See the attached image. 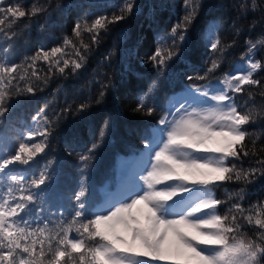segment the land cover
Wrapping results in <instances>:
<instances>
[{
    "label": "snow or ice",
    "instance_id": "1",
    "mask_svg": "<svg viewBox=\"0 0 264 264\" xmlns=\"http://www.w3.org/2000/svg\"><path fill=\"white\" fill-rule=\"evenodd\" d=\"M135 7V0H124L111 13L77 21L60 45L38 49L16 63L11 59L15 26L47 13L48 7L0 0V124L17 98L34 95L57 75L67 78L82 69L103 35L131 16ZM202 7V0H184L183 15L148 55L158 71L188 44ZM237 11L239 19L259 12L264 20V0H239ZM245 43L240 63L216 77L235 41L224 43L215 25L207 29L206 44L215 58L202 75L187 78L208 85H190L183 96L172 98L146 138L138 180L91 215L86 208L87 174L108 122L78 157L81 180L73 194V214L65 219L61 213L56 222L30 219L52 179V162L31 178L18 169L30 168L51 149L55 121L46 114L48 106L39 109L32 118L35 128L14 147L0 142V264H264V199L246 201V187L264 178V143L258 144L261 135L249 131L264 123V105H256L257 97L264 98V78H257L264 71V58H256L264 49V34ZM210 77L220 86L213 87ZM156 87L153 81L134 112L153 115L155 108L147 98ZM238 94L247 97L243 104ZM104 95L101 90L94 101L80 103L76 113L101 103ZM229 184L239 187L219 198L217 189Z\"/></svg>",
    "mask_w": 264,
    "mask_h": 264
},
{
    "label": "trees",
    "instance_id": "2",
    "mask_svg": "<svg viewBox=\"0 0 264 264\" xmlns=\"http://www.w3.org/2000/svg\"><path fill=\"white\" fill-rule=\"evenodd\" d=\"M16 2L7 0V3ZM19 2L26 7L45 4L48 12L30 21L24 18L22 23L15 26L18 35L12 41L11 59L16 63L34 55L38 49L48 50L60 45L65 36L72 35L77 21L111 13L124 0ZM183 2L135 0L134 13L110 27L100 44L88 53L82 69L67 78L57 75L34 95L21 96L13 102L11 111L0 124V142L9 147H14L27 130L35 128L36 122L32 118L45 105L48 106L47 116L55 121L48 154L38 157V163L30 168L18 166L31 178L38 175L48 161L52 162L49 168L52 179L43 199L33 206L32 221L56 222L61 213L65 219L71 217L75 205L73 194L78 191L81 180L78 157L97 140L105 122H108L107 134L95 150L87 174V213L91 215L105 207L108 194L118 195L135 181L133 175L137 158L144 159L146 138L156 128L159 118L171 107L172 98L183 96L190 85L207 86L209 83L196 79L189 81L187 77L202 75L215 58L206 44V31L210 26H216L224 43L235 41L220 70L215 73L216 77L232 71L233 66L240 63L248 39L255 40L264 34V20L259 12H249L245 18H238L239 0H202L200 15L189 30L188 44L169 61L166 68L158 71L148 60V55L155 51L160 37L183 15ZM252 24H255L254 28L250 27ZM236 27L240 29L239 34ZM256 58H264V49L256 54ZM38 63L41 68L47 69L43 61ZM257 78H264V71L258 73ZM153 81L157 82V87L147 99L155 112L152 116L134 112L138 100L149 91ZM210 83L213 87L220 86L211 77ZM101 85L107 87L102 89ZM101 90L105 93L101 103H93L88 111L76 113L75 109L80 103L94 101ZM238 97L240 104L247 99L242 94H238ZM256 105H264V98L257 97ZM68 106H71V110L64 112L63 109ZM249 131L260 134L258 144L264 143V123L251 126ZM244 166L247 167V163ZM238 187L236 184L226 185L217 189L216 195L223 198L227 192H235ZM246 194L247 203L264 199V178L248 185Z\"/></svg>",
    "mask_w": 264,
    "mask_h": 264
},
{
    "label": "rangeland",
    "instance_id": "3",
    "mask_svg": "<svg viewBox=\"0 0 264 264\" xmlns=\"http://www.w3.org/2000/svg\"><path fill=\"white\" fill-rule=\"evenodd\" d=\"M137 165H136V171L134 172V175H133V177L135 178V181H137L138 180V177H139V175L141 174V168H142V165H143V160L144 159H141V158H137ZM132 185V183L131 184H129V187ZM128 187V188H129ZM127 188V189H128ZM127 189H125L123 192H125ZM123 192H119V194L118 195H113V194H108L107 196H106V203L108 202V201H111V200H113V199H119L120 198V194L121 193H123ZM105 202H104V204H105Z\"/></svg>",
    "mask_w": 264,
    "mask_h": 264
}]
</instances>
